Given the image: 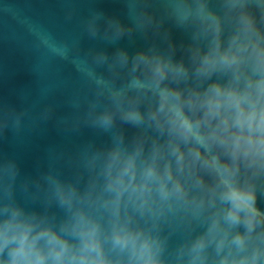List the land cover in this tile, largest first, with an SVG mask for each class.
Wrapping results in <instances>:
<instances>
[{
  "label": "clouds",
  "instance_id": "9594fccd",
  "mask_svg": "<svg viewBox=\"0 0 264 264\" xmlns=\"http://www.w3.org/2000/svg\"><path fill=\"white\" fill-rule=\"evenodd\" d=\"M119 2L11 36L35 87L0 143L63 141L30 172L0 150V264H264V0Z\"/></svg>",
  "mask_w": 264,
  "mask_h": 264
},
{
  "label": "water",
  "instance_id": "95a60500",
  "mask_svg": "<svg viewBox=\"0 0 264 264\" xmlns=\"http://www.w3.org/2000/svg\"><path fill=\"white\" fill-rule=\"evenodd\" d=\"M95 6L110 13L123 12V6L119 0H95ZM49 13L59 14L56 0H0V96L9 103H18L16 93L20 89L35 87L34 76L30 72L31 60L11 39V36L22 32L20 21L25 16L44 18ZM176 35L179 38V34ZM71 72V66L65 68L66 74ZM57 102L62 104V97H57ZM82 135L88 137L92 133L85 130ZM62 141L63 137L53 124L49 123L42 133L31 135L25 145H17L9 135L7 141L0 143V150L17 153L21 171L30 172L37 159L43 157L49 145Z\"/></svg>",
  "mask_w": 264,
  "mask_h": 264
}]
</instances>
